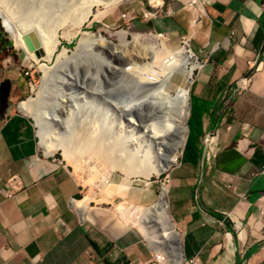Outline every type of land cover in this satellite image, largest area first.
I'll list each match as a JSON object with an SVG mask.
<instances>
[{"label": "crops", "instance_id": "obj_1", "mask_svg": "<svg viewBox=\"0 0 264 264\" xmlns=\"http://www.w3.org/2000/svg\"><path fill=\"white\" fill-rule=\"evenodd\" d=\"M154 3L160 11L145 16L147 29L186 36L201 63L189 83L185 145L168 176L177 257L264 264V0ZM12 87L0 106V264H159L156 255L175 264L114 208L153 205L151 193L116 188L107 203L75 206L83 188L40 151L31 119L12 109L21 94L18 81Z\"/></svg>", "mask_w": 264, "mask_h": 264}, {"label": "rangeland", "instance_id": "obj_2", "mask_svg": "<svg viewBox=\"0 0 264 264\" xmlns=\"http://www.w3.org/2000/svg\"><path fill=\"white\" fill-rule=\"evenodd\" d=\"M65 1L66 4H64V7L56 13V16H59V18H51V16L48 15L43 18L42 24L40 25L44 32H55L59 38V44L50 62L45 60H41L39 62L26 61L25 53L22 49L15 46L11 36H9V33L6 30V24L0 19V106L5 104L3 99L9 98L8 95L10 90L13 88L12 85L16 84L17 81L20 85L21 94L19 93V97L12 105L13 110L18 109L20 111L19 106L21 103L27 102L28 100H37L41 90L43 78V72L40 67L45 64L48 67L54 68L56 66L58 55L63 51H66L67 55L72 57V55L76 53L80 40L85 34L102 36L117 47L120 45L118 35L126 34V40L130 45L124 49L122 48V51L125 52V50H127V54L134 55L133 59H127L125 56H111L110 54L112 51H115V47H113V49L105 48L104 54L98 57L91 54L89 50H85L81 56L83 59L82 61L77 59L76 64L71 63L67 69H64L65 67L63 68L62 66L56 67L57 70L55 76L47 80L46 89L45 91H42L43 103L40 106V112L38 114L41 126L39 127L36 123V116L34 117L28 114L25 115L31 119L30 121L35 127L37 143L40 151L42 153L45 152L44 148L40 145L41 138L39 136V132L42 128L44 134H46L48 139L56 146L57 150L51 154V156L54 157L78 182V184L81 185L84 190L82 200L88 196L91 200L87 201L89 203H107L110 201V197L112 196L114 189L121 188L126 190L132 187L142 192L151 193L156 198L157 202L161 194V187L168 186V176L178 164L183 150L178 156L177 163L167 172L159 176L152 175L147 181L142 177L136 179H125V174L116 167H113V172L110 174L108 183L105 185L106 188L102 189L104 191H101V189L95 186L98 182L96 184L93 183L94 179L93 177L91 178L90 172L87 169L84 168L82 170H76L72 164L68 163L63 155V147H61L60 144H63L64 141L77 143L78 139L81 138L80 135L88 132L93 135L95 140L102 141L107 148H113L119 145L118 147H120V149L118 152L120 155L125 154V156H127L128 154L130 155L133 153L134 150H145V142H147V139H143L140 126H144L146 123H151V120L155 117L154 115L157 114V106L154 103L155 97L152 94H149V96L145 99L146 103L142 104V106L139 107L140 110L134 115L135 126H129L121 112L115 108L113 103L116 102L117 105H120L124 102V100H127L128 102L141 100V97L139 98L137 96L140 87L135 86L132 81H128L126 75L122 76L119 74L122 70L120 72L108 70L105 66L100 69V62L106 60L109 63L111 62L112 65L114 64L113 66L116 68L125 69L130 75H134L135 77L138 75L141 76V74L145 71H143L140 67H143L146 63H152L148 57L146 58L147 60H141L144 55L141 51V46L144 48H152L154 52H159L160 46L155 41V37L165 36L164 38L167 46L172 48H182L186 45V42L183 43L184 40H182V37L185 36L165 35L155 33L147 29L145 24V19H147V17L145 18V16H149V14H152L153 12L157 13L160 11L159 9L154 8L156 7L154 1L158 2V0H132V2H120L108 8L95 7L92 9V16L79 25L77 22L81 15H83V9L82 6H80L83 0ZM181 1L187 3L192 0ZM10 4L11 3L7 4L6 2L4 4V1L0 0V9L8 10L9 12L4 10L2 12H8L7 14H10L13 22H18V20L15 19L17 16L12 13V8L10 9L8 7L9 9H7L5 7ZM149 6L153 7L154 10L146 12V9L149 10ZM71 7L73 11L71 10L70 13L68 10L71 9ZM46 11H48V9ZM58 13H60V15ZM62 13L64 20L61 19ZM69 15H72L73 17L68 19L67 16ZM121 15H125V19H122ZM63 34H67V37L63 36ZM136 35L140 38V41L138 42L139 45H135L136 47L134 46L135 48H132L134 45L133 38ZM187 44L189 45V42H187ZM119 51H121V49ZM124 52L121 53L124 55ZM121 59L125 63L121 62ZM115 61H118V64H116ZM133 63H136L138 69H130ZM66 71L70 72V76L72 77L78 74L80 80L76 81L73 78V81H70L69 83L70 85L64 84ZM195 73L196 70L193 71L191 76L189 75V77H187L184 87L190 83V80L194 77ZM183 79L184 77L182 75L175 74L172 81L174 84L178 85L182 83ZM15 93H18V91H15ZM100 93H102V96H100ZM64 100L68 103V106H71L70 109L72 110V114L69 120L66 118L67 115H65L64 109L59 106L61 105L60 101ZM1 113L2 112L0 111V114ZM51 115L54 116L53 121L50 120ZM44 117H46V119ZM184 125L187 127V120ZM124 147L126 149H124ZM121 151L123 152L121 153ZM162 154L163 156H172V149L167 148ZM164 201H167L166 196L164 197ZM119 204H125L128 206L133 205L136 207H148L147 205L150 204V202L135 204L128 200L117 201L114 204L115 210L117 209L115 206ZM167 215L169 216L168 209ZM128 219L126 222L142 231V227H140L141 223L136 220V217L134 219V216H129ZM177 243L178 237L170 244L175 246ZM156 257L162 264H167L164 257H160L158 255H156Z\"/></svg>", "mask_w": 264, "mask_h": 264}, {"label": "bare ground", "instance_id": "obj_3", "mask_svg": "<svg viewBox=\"0 0 264 264\" xmlns=\"http://www.w3.org/2000/svg\"><path fill=\"white\" fill-rule=\"evenodd\" d=\"M3 1L4 4L5 2L7 4L11 3L5 7L7 9L12 8V13H14L13 15L17 16L15 19L18 20V22H13L10 14H7L9 11L6 9L3 10L8 11L7 13L2 12L3 10L0 9V19L6 24V30L9 33V36H11L15 46L22 49L25 53V60L30 62L41 61H38L34 53H31L27 50L23 40V36L25 34L34 32L39 40L40 50L45 54L43 60L50 62L59 44V38L55 32H44L40 25L42 24L43 18L48 15L51 16V18H59V16H56V13L64 7L66 1ZM128 1L132 2V0H83L82 4H80L83 9V15H81L77 23L79 25L82 24V22L88 20V18L93 14L92 9L95 7L108 8L110 6L116 5L117 3ZM72 7L68 10V12L72 10ZM47 9L48 11H46ZM58 14L60 15V13ZM72 17V15L67 16L68 19H71ZM63 18L64 17L62 13L61 19ZM63 36L67 37V34H63ZM164 37L165 36L155 37V41L160 46L159 52H154L152 48H144L141 46V51L144 54L143 57L140 56L142 57L141 60H147L146 58L148 57L152 61V63H146V65L141 63L144 66L140 68L145 71L143 74H141V76L138 74L137 77L130 75L125 69L116 68L113 66L114 64L112 65L111 62L109 63L104 59H102L104 61H101L99 65L100 69L101 67L105 66V68L108 70H115L119 72L122 70V72L119 74L122 76L126 75L128 81H132L135 86L140 87L137 96L139 98L141 97V100H136L139 102H128L127 100H124V102H122L120 105H117L116 102L113 103L115 108L121 112L129 126H135L134 115L140 110L139 107L146 103L145 99L149 96V94H152L155 97L154 103L157 106V114L154 115L155 117L151 120V123H146V125L140 126L143 139H147V142H145L146 149L134 150L133 153L130 155L128 154L127 156H125V154L120 155L118 152L120 149V147H118L119 145L113 148H107L102 141L95 140L93 135L88 132L80 135L81 138L78 139L77 143L64 141L63 144H60L61 147H63V155L68 163L72 164L76 170H82L84 168L87 169L90 172L91 178L93 177L94 179L93 183L96 184L98 182V184L95 186L101 189V191H104L102 189L106 188L105 185L108 183L110 174L113 172V167H116L118 170L122 171L126 176L125 179H136L142 177L147 181L152 175L159 176L167 172L173 165L177 163L178 156L183 150L187 137V127L184 124L186 123L188 117L189 101V84L184 87V83L187 77H189V75L191 76L193 71L199 69L200 66L196 63L194 54L189 49L187 44L182 48H172L166 45ZM118 38L120 45L117 47L102 36L85 34L80 40L76 53L72 55V57L68 56L66 51H63L58 55L56 66L54 68L43 64L40 67L43 72V78L39 97L37 100H28L27 102L21 103L19 106L20 111L24 114L34 117L36 116L37 118H35V121L40 127L41 121L38 114L40 112V106L43 103L42 91H45L46 89L47 80L55 76L57 70L56 67L62 66L63 68L65 67L64 69H67L71 63L76 64L77 59L82 61L83 59L81 56L85 50H89L91 54H94L96 57H98L104 54L105 48L113 49V47H115V51H112L110 54L111 56H125L127 59H133L134 55L127 54V50H125V52L122 51V48L124 49L130 45L126 40V34H119ZM139 41L140 38L138 35H136L133 38L134 45L132 48L138 46ZM120 49L121 51H119ZM121 52H124V55ZM117 62L115 61L116 64H118ZM121 62L124 61L122 60ZM136 63H133L130 69H136ZM175 74H179L184 77L182 83L178 85L174 84L172 78ZM65 76L66 79L64 80V84L66 85H70L69 83L70 81H73V78L76 81L80 80L78 74L72 77L68 71H66ZM100 96H102V93H100ZM60 104L61 105L59 106L64 109L65 115H67L66 118L69 120L72 114V110L70 109L71 106H68V103L65 100L60 101ZM46 117L44 118L46 119ZM50 120H54L53 115H51ZM42 130L39 132V136L41 138L40 145L45 150L44 154L51 155L57 150V148ZM167 148L172 149V156H163L162 153H164L165 149ZM124 149L126 148L124 147ZM122 152L123 151H121V153ZM167 190L168 189L166 186L161 187L159 199L152 206L136 207L119 204L115 207L125 218V220H127L129 216H134V219L136 217V220L141 223L140 227H142V233H144L147 241L157 254L165 255L169 251L172 253V255H174L175 264H181V260L177 257L178 252L176 246L170 244L174 239L177 238V235L174 226L167 215L168 204L164 201V197L167 195ZM87 201H91L88 196L82 201L76 203L75 206H83L84 209L89 203Z\"/></svg>", "mask_w": 264, "mask_h": 264}, {"label": "water", "instance_id": "obj_4", "mask_svg": "<svg viewBox=\"0 0 264 264\" xmlns=\"http://www.w3.org/2000/svg\"><path fill=\"white\" fill-rule=\"evenodd\" d=\"M23 40L27 50L31 53H34L38 61L43 60L45 54L40 50V44L37 35L34 32H29L23 36Z\"/></svg>", "mask_w": 264, "mask_h": 264}, {"label": "built area", "instance_id": "obj_5", "mask_svg": "<svg viewBox=\"0 0 264 264\" xmlns=\"http://www.w3.org/2000/svg\"><path fill=\"white\" fill-rule=\"evenodd\" d=\"M121 18L122 19H125V15H121ZM182 40H184L183 43L186 42V44H187V42H189V39L186 36L185 37H182ZM187 46L189 47L188 44H187ZM194 58H195L196 63L199 64V66H201V63L197 61L195 55H194ZM203 143H204V145L209 146L211 142H210V140L208 141L207 138L205 137ZM263 172H264V169H263ZM158 263L160 264V262H158Z\"/></svg>", "mask_w": 264, "mask_h": 264}]
</instances>
